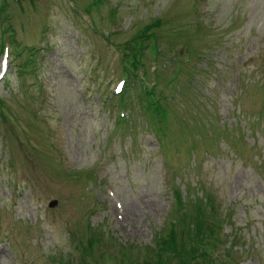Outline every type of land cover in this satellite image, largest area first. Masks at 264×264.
<instances>
[{
    "label": "rangeland",
    "instance_id": "374dc122",
    "mask_svg": "<svg viewBox=\"0 0 264 264\" xmlns=\"http://www.w3.org/2000/svg\"><path fill=\"white\" fill-rule=\"evenodd\" d=\"M67 1L6 0L0 14L24 47L0 79V264H118L119 241L189 227L207 191L231 216L235 264H264V0ZM136 45L143 63L157 53L163 120L136 78L122 120L109 97Z\"/></svg>",
    "mask_w": 264,
    "mask_h": 264
},
{
    "label": "trees",
    "instance_id": "16d2710c",
    "mask_svg": "<svg viewBox=\"0 0 264 264\" xmlns=\"http://www.w3.org/2000/svg\"><path fill=\"white\" fill-rule=\"evenodd\" d=\"M14 1L19 2L20 0ZM3 3L5 4L6 0H0V14H3ZM6 30V27L0 28V53L5 41H7L10 44V51L16 54L17 51L24 47H15L17 43L14 41L13 32L9 31L7 35L10 37L9 39L4 35ZM138 37H140V35L137 36V38ZM13 42H15L14 45ZM142 46L143 45H141L140 48H142ZM26 48H32V46H26ZM140 53L141 50L137 49L136 45V51L132 52V55L135 56L137 54L138 57ZM137 57L135 56L132 60L134 66H136L139 61ZM29 59L30 57L27 58V60ZM167 81L169 82L168 79ZM131 82V79H127L123 90L118 96V100H123V92L131 85ZM144 93L148 96L147 104L153 105L152 110L155 112V118H157L158 121L161 119L163 120L165 118L164 113H166L165 109L161 105L152 104L149 92L145 91ZM217 205L218 200L212 196L209 191L204 193L202 197H195L190 202L189 207H191L194 212H197L198 215L196 216V220L193 216V221H191L189 227L187 222L181 219L179 224L181 227L184 226L183 228H174V224L169 223L167 231L164 230V227H162L160 231H156L151 245L148 243L142 246L118 243L121 256L118 264H234L235 257L233 254L237 253L240 255V251L232 253L231 245H234L232 240H230L231 244L229 246L224 247L227 237L224 238L222 236V227L220 226L225 216L228 222H231L230 214L229 212H224L225 216L221 215L222 213ZM186 215L189 216L188 214ZM208 220L213 221L207 224ZM219 246L221 249L217 251V247ZM132 251L139 252L141 255L136 254L132 258L130 257Z\"/></svg>",
    "mask_w": 264,
    "mask_h": 264
}]
</instances>
